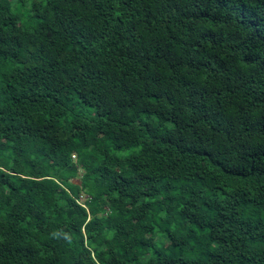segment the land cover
<instances>
[{
  "label": "trees",
  "instance_id": "16d2710c",
  "mask_svg": "<svg viewBox=\"0 0 264 264\" xmlns=\"http://www.w3.org/2000/svg\"><path fill=\"white\" fill-rule=\"evenodd\" d=\"M0 264H264V0H0Z\"/></svg>",
  "mask_w": 264,
  "mask_h": 264
},
{
  "label": "rangeland",
  "instance_id": "374dc122",
  "mask_svg": "<svg viewBox=\"0 0 264 264\" xmlns=\"http://www.w3.org/2000/svg\"><path fill=\"white\" fill-rule=\"evenodd\" d=\"M136 150L137 149V147H135V148H124V149H122V150H120V152H119V154L120 155H126L129 151H131V150Z\"/></svg>",
  "mask_w": 264,
  "mask_h": 264
}]
</instances>
